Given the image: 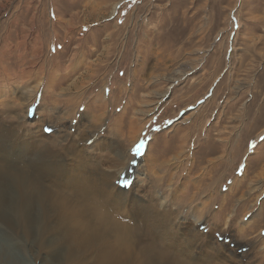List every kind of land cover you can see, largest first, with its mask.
<instances>
[{"label":"rangeland","instance_id":"obj_1","mask_svg":"<svg viewBox=\"0 0 264 264\" xmlns=\"http://www.w3.org/2000/svg\"><path fill=\"white\" fill-rule=\"evenodd\" d=\"M0 122L104 172L119 155L174 234L264 264V0H0ZM32 244L0 217V264H42Z\"/></svg>","mask_w":264,"mask_h":264},{"label":"bare ground","instance_id":"obj_2","mask_svg":"<svg viewBox=\"0 0 264 264\" xmlns=\"http://www.w3.org/2000/svg\"><path fill=\"white\" fill-rule=\"evenodd\" d=\"M2 125L0 199L14 202L6 204L7 213L0 208V217L22 222L26 236L33 239L29 251L35 250L37 263L244 264L242 253L216 240L199 248L202 232L195 227L174 234V213L161 210L163 202L149 200L148 191L140 198L122 191L114 183L126 165L119 155L104 172L78 145L62 148L64 155L51 149L40 132L28 129L19 138ZM52 139L54 144L56 137ZM9 205L17 208L9 213Z\"/></svg>","mask_w":264,"mask_h":264},{"label":"snow or ice","instance_id":"obj_3","mask_svg":"<svg viewBox=\"0 0 264 264\" xmlns=\"http://www.w3.org/2000/svg\"><path fill=\"white\" fill-rule=\"evenodd\" d=\"M137 151H139V149L137 148Z\"/></svg>","mask_w":264,"mask_h":264}]
</instances>
